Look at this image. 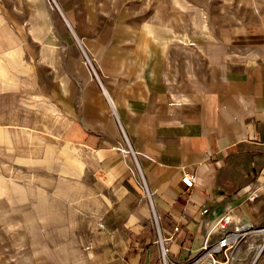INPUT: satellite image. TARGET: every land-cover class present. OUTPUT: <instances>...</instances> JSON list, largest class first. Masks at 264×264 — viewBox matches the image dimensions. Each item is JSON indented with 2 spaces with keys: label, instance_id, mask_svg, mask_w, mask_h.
Wrapping results in <instances>:
<instances>
[{
  "label": "crops",
  "instance_id": "1",
  "mask_svg": "<svg viewBox=\"0 0 264 264\" xmlns=\"http://www.w3.org/2000/svg\"><path fill=\"white\" fill-rule=\"evenodd\" d=\"M110 1L108 11L89 2L82 27L41 25L37 13L36 25L12 27L3 124L35 138L25 145L42 149L36 162L95 195L91 264H158V235L182 264L228 208L235 223L264 225V5L222 22L215 8L211 22L179 1L176 23L129 19ZM263 236L250 234L231 264Z\"/></svg>",
  "mask_w": 264,
  "mask_h": 264
},
{
  "label": "rangeland",
  "instance_id": "2",
  "mask_svg": "<svg viewBox=\"0 0 264 264\" xmlns=\"http://www.w3.org/2000/svg\"><path fill=\"white\" fill-rule=\"evenodd\" d=\"M91 1L0 0V54L4 42L15 37L12 27L36 25V13L43 15L41 25L54 20L59 26H67L68 20L71 25L85 26L83 16L90 10ZM113 1L129 19L160 12L176 23L177 12L169 8L178 6L179 1H187L190 8L201 7L211 22L215 8L222 22L250 15L264 5V0ZM93 4L97 10L113 9L110 0ZM4 100L0 95V111L4 110ZM8 118L10 115L0 113V264H91L86 242L96 219L95 195L83 183L57 177L48 166L36 162L35 151L42 149L26 147L27 142L37 145L35 138L23 128L6 127L3 122ZM260 240L250 239L253 248H241L244 252L235 254L236 264L253 260V264H264V250L254 259Z\"/></svg>",
  "mask_w": 264,
  "mask_h": 264
},
{
  "label": "built area",
  "instance_id": "3",
  "mask_svg": "<svg viewBox=\"0 0 264 264\" xmlns=\"http://www.w3.org/2000/svg\"><path fill=\"white\" fill-rule=\"evenodd\" d=\"M181 180L187 187H191L194 183V178L189 173H184ZM200 211L202 218H204L207 213L206 205L202 204L200 206ZM156 227L158 228L157 223ZM257 228L258 227L235 223L233 210L232 208H228L212 221V226L206 233L197 252H195L193 256L186 258L182 264H230V260L234 257V250H236L242 242H245L250 234L254 235L258 231H264V227ZM214 229L220 231L219 237L215 241L211 239V233ZM170 239L171 237L164 238L158 235V238L155 240L159 246L158 264H172L169 258V249L166 246V242ZM248 246L253 248L250 243ZM256 246L259 252H256L254 259L264 250V236ZM253 261L250 264H253Z\"/></svg>",
  "mask_w": 264,
  "mask_h": 264
},
{
  "label": "bare ground",
  "instance_id": "4",
  "mask_svg": "<svg viewBox=\"0 0 264 264\" xmlns=\"http://www.w3.org/2000/svg\"><path fill=\"white\" fill-rule=\"evenodd\" d=\"M258 252H259V251H258ZM258 252H257V253H258Z\"/></svg>",
  "mask_w": 264,
  "mask_h": 264
}]
</instances>
